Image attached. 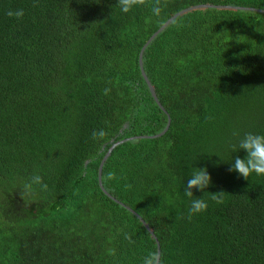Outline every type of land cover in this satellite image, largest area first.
Segmentation results:
<instances>
[{
  "label": "trees",
  "instance_id": "obj_1",
  "mask_svg": "<svg viewBox=\"0 0 264 264\" xmlns=\"http://www.w3.org/2000/svg\"><path fill=\"white\" fill-rule=\"evenodd\" d=\"M117 3L0 0V264H142L158 242L162 264H264V176L229 171L247 155L232 145L264 134V0H162L159 17ZM196 4L212 6L174 18L143 52L165 112L140 52ZM169 116L164 135L138 137ZM129 137L102 182L133 211L98 176L111 140ZM205 167L212 183L193 199L209 207L188 219L186 182ZM34 175L47 189L25 190Z\"/></svg>",
  "mask_w": 264,
  "mask_h": 264
},
{
  "label": "clouds",
  "instance_id": "obj_2",
  "mask_svg": "<svg viewBox=\"0 0 264 264\" xmlns=\"http://www.w3.org/2000/svg\"><path fill=\"white\" fill-rule=\"evenodd\" d=\"M117 6L123 13H129L136 7H149L152 15L159 17L166 7V3H162V0H118ZM9 16H15L16 18H22L24 15L23 9L15 12L9 11ZM107 92V90H105ZM105 132L101 130H94L92 132L93 139H103ZM234 136H239L238 132H233ZM233 151L245 150L246 158H240L237 156L231 164L229 171L237 172L244 179H249L253 174L257 176H264V134H257L248 132L239 139L238 144L232 145ZM109 179H114L115 173L108 174ZM212 183V177L205 168H196L193 171L191 178L186 182V188L184 195L191 200V206L188 212V219H191L194 214L204 212L208 209L209 205L203 198H194L193 189L205 191ZM33 186H39L40 189H47V184L43 182L40 175H34L31 177L30 182L24 185L26 191L31 192ZM126 188H131L130 184L125 185ZM206 193V192H205ZM223 191L212 192L211 200L217 204L223 203ZM179 218H183L181 215ZM125 238L130 243H135L131 234H126ZM142 264H162L161 254L158 251H152L143 257Z\"/></svg>",
  "mask_w": 264,
  "mask_h": 264
},
{
  "label": "water",
  "instance_id": "obj_3",
  "mask_svg": "<svg viewBox=\"0 0 264 264\" xmlns=\"http://www.w3.org/2000/svg\"><path fill=\"white\" fill-rule=\"evenodd\" d=\"M210 6H212L211 4H196V5H194V6H191V7H188V8H185V9H183V10H181V11H179V12H177V13H175V14H173L150 38H149V40H148V42L145 44V46L143 47V49L141 50V52H140V59H139V63H140V67H141V71H142V75H143V77H144V79H145V81H146V83H147V85H148V87H149V89H150V91H151V95H152V97L155 99V101H156V103L162 108V110H164L165 112H167V110H166V108L163 106V104L161 103V101L159 100V97H158V95H157V92H156V89H155V87H154V85L152 84V82H151V80L149 79V77H148V75H147V73H146V71H145V69H144V64H143V52H144V49H145V47L147 46V44L159 33V32H161L174 18H176L177 16H179V15H181V14H183V13H185V12H187V11H190V10H193V9H197V8H202V7H210ZM225 7H229V6H225ZM235 8H241V9H253V10H258V9H256V8H253V7H236L235 6ZM260 11H264V10H260ZM170 125H171V117L169 116V119H168V122H167V125H166V127H165V129L162 131V132H160V133H158V134H156V135H142V136H138L139 138H141V137H146V138H148V137H159V136H162V135H164L168 130H169V128H170ZM133 138H135V137H129V138H125V139H121V140H118V141H115V139H112L111 141L113 142V144H112V146L109 148V150H108V152L105 154V156H104V158H103V160L101 161V163H100V166H99V173H98V176H99V182H100V184H101V186H102V188H103V190L109 195V196H111L112 198H114L117 202H119V203H121V204H123L124 206H127L130 210H132V208L129 206V205H127V204H125V203H123V202H121V201H119L118 199H116L115 197H113L106 189H105V187H104V185H103V182H102V171H103V166H104V163H105V161L107 160V158H108V156L110 155V153L112 152V150L118 145V144H120V143H122V142H124V141H126V140H130V139H133ZM88 163V160L86 161V164ZM133 211V210H132ZM141 219H142V221H143V223L147 226V228L154 234V232H153V229L149 226V224L141 217V216H139ZM155 235V234H154ZM158 252L161 254V245H160V243L158 242Z\"/></svg>",
  "mask_w": 264,
  "mask_h": 264
}]
</instances>
